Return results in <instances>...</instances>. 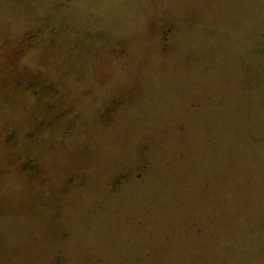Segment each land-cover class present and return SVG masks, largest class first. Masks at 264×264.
I'll return each instance as SVG.
<instances>
[{"label":"rangeland","instance_id":"obj_1","mask_svg":"<svg viewBox=\"0 0 264 264\" xmlns=\"http://www.w3.org/2000/svg\"><path fill=\"white\" fill-rule=\"evenodd\" d=\"M168 12L178 30L163 53L154 34ZM37 25L53 43L17 57ZM260 33L264 0H0V162L14 156L2 134L15 128L50 193L68 172L86 176L46 218L0 217V264H43L59 249L67 264H264V143L252 137L264 135ZM196 54L211 64L189 65ZM29 69L55 91L37 102L14 93L6 83ZM126 90L131 105L103 125V106ZM49 102L64 117L25 143ZM142 150L144 179L110 194V173ZM34 188L11 169L1 204Z\"/></svg>","mask_w":264,"mask_h":264},{"label":"flooded vegetation","instance_id":"obj_2","mask_svg":"<svg viewBox=\"0 0 264 264\" xmlns=\"http://www.w3.org/2000/svg\"><path fill=\"white\" fill-rule=\"evenodd\" d=\"M178 30L177 21L175 17L168 12L163 23H160L156 30L154 37L158 43L159 51L168 53L172 50V43L174 41L176 32ZM46 29L43 25H37L35 28L30 29L22 33L25 36L21 39L20 43L15 46L14 53L17 57L26 56L29 52L36 51L41 46L51 45L54 38L51 33L46 34ZM27 33V34H26ZM263 36L264 33H260ZM119 53L125 54V49L120 48ZM188 60L192 63H207L211 64L210 54H196L188 55ZM41 74H38L31 69L25 70L19 74L11 76L10 80L6 83L7 86L14 92L19 94H28L35 102L38 99H42V96L48 94L50 91H55V87ZM248 87H249V82ZM90 94V93H89ZM46 100V99H43ZM60 101V99H58ZM132 97L130 90L114 95L109 98L108 103L103 106L101 119L103 125L111 124L119 110L131 105ZM203 100L195 98L191 103V107L199 108ZM57 106V107H56ZM66 110L58 106V104L48 103L41 118L36 119L32 126L23 132L24 142L28 143L39 136L44 134V130L52 128L57 124L65 115ZM184 124L180 125L182 129ZM253 140L259 144L264 143V135L260 137L253 136ZM19 131L15 128L7 129L2 134V143L5 147L10 149V152L14 156L6 157L7 165L4 166L0 162V180L3 181L11 169H15L18 174L22 175L27 182H31L35 186L32 193L27 194L17 203L3 207L0 201V217L5 214L14 211H23L30 216L36 218H46L45 214L48 208L54 207L59 202L58 196L66 195L69 191V186L76 185L82 186L85 184L86 176L83 173L77 174L75 172L67 173L64 180L56 187L54 192L50 193L46 189V183L49 181L46 176L43 166L36 160L35 156L29 151V148H25L22 151H18L19 147ZM138 156V154H137ZM122 169H118L115 172H111L109 179L105 182L109 187L110 194H118L132 185L141 182L144 179V173L151 168V163L145 156L144 151H141V155L134 157V159L126 164ZM59 188V189H58ZM58 189V190H57ZM54 201H57L53 203ZM53 203V204H52ZM46 210V211H45ZM57 211L55 210L52 216L48 215V219L51 222L56 221ZM67 257L61 249L57 250L50 257H47L43 264H67Z\"/></svg>","mask_w":264,"mask_h":264}]
</instances>
